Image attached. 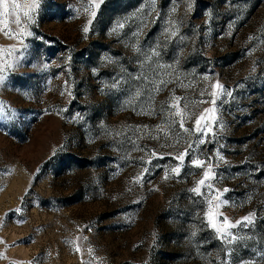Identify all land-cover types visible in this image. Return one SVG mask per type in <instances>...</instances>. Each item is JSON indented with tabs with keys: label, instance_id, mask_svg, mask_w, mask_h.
I'll use <instances>...</instances> for the list:
<instances>
[{
	"label": "rangeland",
	"instance_id": "374dc122",
	"mask_svg": "<svg viewBox=\"0 0 264 264\" xmlns=\"http://www.w3.org/2000/svg\"><path fill=\"white\" fill-rule=\"evenodd\" d=\"M16 2L0 15V264H264V0H42L32 24ZM218 194V221H241L230 243L207 223Z\"/></svg>",
	"mask_w": 264,
	"mask_h": 264
},
{
	"label": "snow or ice",
	"instance_id": "6c2138e0",
	"mask_svg": "<svg viewBox=\"0 0 264 264\" xmlns=\"http://www.w3.org/2000/svg\"><path fill=\"white\" fill-rule=\"evenodd\" d=\"M102 2H103V0H96L95 7L98 8L100 6V3H102ZM41 3H42V0H31L30 4L23 6L26 9L24 11V15L28 18L29 24L35 23V18L33 15H31V13H36L38 11ZM21 7L22 6L19 3H17L16 0H0V9H2V13H0V15L9 14L10 10H11V14L16 15L17 12L21 9ZM96 14L97 13L95 11H93L91 13V15L93 17ZM19 22H20L19 17L17 16L16 23L19 24ZM91 23H92V21L90 20L89 24H91ZM118 27L123 28L124 25L120 24ZM83 31L85 33H88L89 27H85L83 29ZM23 34L24 35H31V33L28 32L26 28L23 30ZM172 35L174 36V35H176V33L173 32ZM156 55H159V53L157 52ZM8 67L10 68V67H12V65H8ZM3 72H4V69H0V83H2L4 80V76L2 75ZM205 78L207 79V77H205ZM117 83H118V81H117ZM112 87H116V83H114L112 85ZM212 88H213V91H212L211 95L213 97V100H212L213 107L209 108V109H205V114L201 115L200 118L196 119V121H195V124H196L195 132L198 134L203 133L206 135V130H208L210 128V123L208 122L209 116L207 114H209V113L213 114L211 116L212 121H214L216 119V117L214 115L215 111H216V108H215L216 102L218 100H220L223 95H225L223 85L217 83V84L212 85ZM137 95H139V93H137ZM227 95L231 96V93L229 92V93H227ZM177 99H179V98H177ZM14 112H15V110H9L7 118L10 119ZM177 114H179V111L177 112ZM4 116H5L4 111L2 109H0V117H4ZM180 127L182 129H184L185 132L188 131V129L184 127V121L183 120H181V122H180ZM205 142H206L205 139H199L198 141H194V143H198L200 145H203ZM191 147H192V145L189 144V148H191ZM187 154H188L187 150H185V152L180 153L176 157V159H178L180 161V165L173 168L172 171L175 172L177 175L180 174L181 166H183L185 156ZM161 159H163V157H161ZM221 159H223V157H221ZM193 164H195L198 167H203L204 161H202L200 159H196L193 161ZM214 176H215V173L212 169V166L209 165L208 170L203 173V179H200L198 182L199 186L196 188H193L192 191L199 195L201 192V187L207 186L209 189H211L212 185H211L210 181L214 178ZM224 191L227 192L229 190L225 189ZM220 202H221V196L219 194L215 197V204L214 205H213V201H209V211L206 213L207 223L211 228H213L215 230V232L217 233L219 238L230 243L231 241L228 240V237L230 236L228 229L232 228V227H236L237 225H239L241 223V221H237L236 225H232L229 223L228 218L225 217L223 222L220 223L217 219L220 215H222L218 210L219 206H220ZM17 211H19V209H17ZM243 220L247 221L249 224H251L253 222V216L252 215L245 216L243 218Z\"/></svg>",
	"mask_w": 264,
	"mask_h": 264
}]
</instances>
